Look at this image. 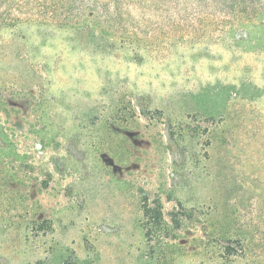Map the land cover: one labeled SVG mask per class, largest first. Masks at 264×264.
<instances>
[{
	"label": "rangeland",
	"instance_id": "1",
	"mask_svg": "<svg viewBox=\"0 0 264 264\" xmlns=\"http://www.w3.org/2000/svg\"><path fill=\"white\" fill-rule=\"evenodd\" d=\"M120 11L0 30V264H264V15Z\"/></svg>",
	"mask_w": 264,
	"mask_h": 264
},
{
	"label": "trees",
	"instance_id": "2",
	"mask_svg": "<svg viewBox=\"0 0 264 264\" xmlns=\"http://www.w3.org/2000/svg\"><path fill=\"white\" fill-rule=\"evenodd\" d=\"M129 3L139 9L185 5V10H190L187 16L203 23L217 15L222 23L219 36L232 37L233 40H237L233 34L235 25L246 26L264 15V0H0V30L14 31L18 24L28 23L74 33L94 35L98 28L100 34H116L122 32L117 27L123 15L120 7ZM154 30L155 27L151 32ZM186 30L189 34L197 33L198 28L190 24ZM141 32L145 30L135 28V39ZM151 32L146 34L149 39L154 37ZM151 204L142 206L146 224L156 225V232L165 230L168 223L163 218L160 199H153ZM163 236L157 233L156 238L162 240Z\"/></svg>",
	"mask_w": 264,
	"mask_h": 264
}]
</instances>
